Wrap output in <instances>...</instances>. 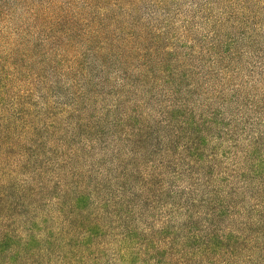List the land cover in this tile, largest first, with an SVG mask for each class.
I'll use <instances>...</instances> for the list:
<instances>
[{"label": "trees", "instance_id": "trees-1", "mask_svg": "<svg viewBox=\"0 0 264 264\" xmlns=\"http://www.w3.org/2000/svg\"><path fill=\"white\" fill-rule=\"evenodd\" d=\"M89 25L86 49L97 48L65 70L80 77L70 104L10 94L32 48L0 56V264H264V137L219 109L187 106L179 67L156 117L144 98L124 100L127 71L111 105L81 104L108 82L114 52L104 17ZM159 37L128 34L143 41L123 44L121 64ZM166 54L152 49L139 80H160ZM142 87L143 97L152 90Z\"/></svg>", "mask_w": 264, "mask_h": 264}, {"label": "rangeland", "instance_id": "rangeland-1", "mask_svg": "<svg viewBox=\"0 0 264 264\" xmlns=\"http://www.w3.org/2000/svg\"><path fill=\"white\" fill-rule=\"evenodd\" d=\"M97 16L104 17L114 52L102 74L108 82L100 83L92 99L81 104L95 106V112L111 105L116 98L113 88H118L127 71L133 78L123 92L124 100L144 98L143 109L156 117L159 103L169 96L170 84L165 80L179 67L183 78L179 99L185 98L187 106L197 111L204 106L219 109L246 124L247 133L256 131L264 137V0H0V56L13 48H32L24 57L30 65L19 64L21 77L8 84L10 94L28 91L39 104L72 103L80 77L65 70L76 56L93 61L97 45L87 50L84 38ZM126 26L135 29L128 31ZM140 28L160 37L144 40L145 51L122 65L123 44L136 46L143 41L124 39ZM152 49L166 52L169 66L160 80L149 84L139 79L147 72ZM98 70L89 69L92 84L98 83ZM142 85L152 88L144 97Z\"/></svg>", "mask_w": 264, "mask_h": 264}]
</instances>
